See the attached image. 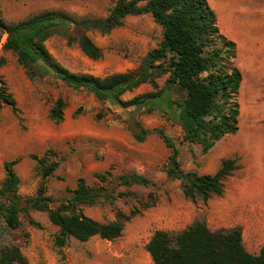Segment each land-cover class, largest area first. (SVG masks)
<instances>
[{
  "label": "rangeland",
  "instance_id": "1",
  "mask_svg": "<svg viewBox=\"0 0 264 264\" xmlns=\"http://www.w3.org/2000/svg\"><path fill=\"white\" fill-rule=\"evenodd\" d=\"M231 1L239 8L234 19L215 12L220 31L236 44L235 63L245 74L237 95L238 129L216 141L207 152H202L197 142L182 139L175 104L180 92L177 85L167 83V73L156 78L157 88L144 82L122 98L160 88L168 89L169 96L151 107L122 108L98 100L85 88L68 86L51 72L30 77L16 53L3 49L5 37L1 36L0 55L5 62L0 75L16 100L19 118L9 106L0 105V184L5 175L4 162L17 159L13 169L19 177L17 192L22 202L34 197L43 183L45 194L52 198L50 205L56 206L72 195L77 179L83 177L89 185L102 186L111 194L95 203L79 205L84 214L104 222L115 219L119 211L128 213L137 208L140 212L125 222L117 238L92 236L79 241L70 237L59 245L55 239L58 228L47 213L28 208L19 213L20 225L14 229L7 227L0 216V245H18L28 264H152L145 244L154 230L176 232L202 220L212 230L240 226L245 249L258 253L264 244V110L259 109L264 102V0ZM115 2L0 0V11L8 22L48 9L76 18H95L105 17ZM245 18L247 21H242ZM76 30L72 24L56 31L45 40V46L70 71L97 76L138 68L147 51L161 39V27L150 13L127 15L109 32L86 30L102 49L100 58L91 59L80 50ZM59 97L65 107L63 119L55 122L49 110ZM136 123L148 130L142 141L134 137ZM159 129L173 141L184 171L213 173L223 158H237V168L225 179L221 194L205 201L184 195L181 181L165 172L172 148L159 135ZM45 153L59 163L43 178L31 155ZM106 171L109 174L100 181L97 174ZM131 172L146 176L154 185L121 184L118 175ZM142 202L150 205L144 207Z\"/></svg>",
  "mask_w": 264,
  "mask_h": 264
},
{
  "label": "trees",
  "instance_id": "2",
  "mask_svg": "<svg viewBox=\"0 0 264 264\" xmlns=\"http://www.w3.org/2000/svg\"><path fill=\"white\" fill-rule=\"evenodd\" d=\"M150 13L161 27V39L147 51L138 68L114 72L104 76L75 73L64 67L48 51L45 40L56 31L76 25V40L80 50L91 59L102 56V49L86 34L87 29L109 32L122 24L127 15ZM3 49L16 53L18 62L30 77L37 72H51L68 86L85 88L98 100L108 101L122 108L151 107L164 97L168 89L152 90L128 99L122 95L139 84L148 82L157 88L156 78L168 74L167 83L177 85L180 100L175 102L182 139L197 142L207 152L216 141L238 129L239 104L237 95L243 74L235 63L236 44L219 29L217 16L208 0H116L105 17H73L67 12L48 9L25 19L8 22L1 16L0 38ZM5 58L0 55V66ZM170 86H167L168 88ZM5 104L19 118L16 100L0 75V105ZM64 100L59 97L49 110L55 122L63 119ZM135 139L142 141L147 129L136 123ZM167 146L172 148L165 164L168 177L181 181L184 195L203 201L223 192L225 179L237 168V158H223L213 173L184 171L177 158L178 150L170 136L158 130ZM38 171L46 178L58 166V160L47 153L32 154ZM17 159L4 162L5 175L0 184V216L7 227L20 225L19 213L28 208L45 211L58 228L55 239L63 245L72 237L85 241L92 236L114 239L121 235L125 222L140 212L133 208L128 213L119 211L115 219L98 221L80 209L81 204L95 203L100 197H111L102 186L89 185L79 177L72 195L51 206L52 198L45 194L42 183L34 197L22 202L17 192L19 177L13 169ZM108 171L98 173L100 181ZM125 186L154 185L137 172L118 175ZM151 197V195H150ZM144 207L149 202H142ZM153 203V202H152ZM152 264H264V244L258 253H250L243 245L240 226L212 230L205 221L195 220L176 232L164 229L153 231L145 244ZM0 264H28L26 256L14 243L0 245ZM43 264V263H40Z\"/></svg>",
  "mask_w": 264,
  "mask_h": 264
},
{
  "label": "crops",
  "instance_id": "3",
  "mask_svg": "<svg viewBox=\"0 0 264 264\" xmlns=\"http://www.w3.org/2000/svg\"><path fill=\"white\" fill-rule=\"evenodd\" d=\"M208 2L210 4V6L214 9V11H217L218 13H220L221 16H222V13H224V15L226 13L229 14L228 18H230V20L234 19L235 18V15L237 13H239V8H238L237 4L235 2H232L231 0H222V4L219 3V0H216V1H214V0H208ZM217 4H219V5H217ZM216 5H217V8H216ZM217 12H215V13H217ZM216 16L218 18V15L217 14H216ZM220 20H221V18H220ZM222 21H223V17H222ZM222 21H219V24ZM242 21H247V19L245 18ZM262 25H263L262 27H264V24H262ZM243 77H244V75H243ZM255 93H256V95H258V92H255ZM260 105L261 106H260L259 109L264 110V102L261 103Z\"/></svg>",
  "mask_w": 264,
  "mask_h": 264
},
{
  "label": "bare ground",
  "instance_id": "4",
  "mask_svg": "<svg viewBox=\"0 0 264 264\" xmlns=\"http://www.w3.org/2000/svg\"><path fill=\"white\" fill-rule=\"evenodd\" d=\"M222 8V7H221ZM249 19H251V18H249ZM222 24V23H221ZM245 75V74H244Z\"/></svg>",
  "mask_w": 264,
  "mask_h": 264
}]
</instances>
